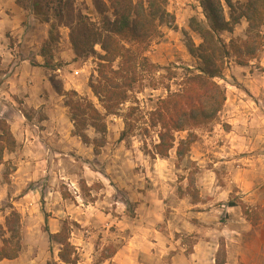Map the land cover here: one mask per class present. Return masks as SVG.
I'll use <instances>...</instances> for the list:
<instances>
[{
  "label": "rangeland",
  "instance_id": "obj_1",
  "mask_svg": "<svg viewBox=\"0 0 264 264\" xmlns=\"http://www.w3.org/2000/svg\"><path fill=\"white\" fill-rule=\"evenodd\" d=\"M77 2L93 9L92 0ZM21 9L22 19L8 9L0 12V118L9 122L18 142L14 152L5 154L7 162L0 163V224L12 206L20 212L18 264H65L60 245L49 236L65 221L79 254L77 264H117L113 252L120 248L136 254L137 262L161 264L168 258L161 253L175 240L191 251L195 239L171 230L169 221L176 218L170 196L164 198L165 193L191 197L190 174L201 197L197 214L204 217L197 264L210 257L216 263L264 264V52L247 66L232 58L217 78L226 102L215 122L194 130L197 161L191 151L179 161L175 149L164 159L152 158L146 148L158 135L149 127V113L158 99L181 87L190 69L197 72L200 61L189 52L188 36L201 43L190 24L194 17L205 20L201 0H168L175 21L164 25L162 36L144 51L158 67L146 74L118 114L107 117V142L96 154L72 134L65 99L52 78L98 103L89 87L98 59L76 58L68 27H60L56 37L51 21ZM247 26L243 19L221 37H245ZM96 50L102 53L99 46ZM126 115L130 131L121 139ZM187 136V131L177 134ZM145 197L163 201L146 205ZM230 201L238 205L231 207Z\"/></svg>",
  "mask_w": 264,
  "mask_h": 264
},
{
  "label": "trees",
  "instance_id": "obj_2",
  "mask_svg": "<svg viewBox=\"0 0 264 264\" xmlns=\"http://www.w3.org/2000/svg\"><path fill=\"white\" fill-rule=\"evenodd\" d=\"M92 1L93 9L85 3L83 7L79 6L77 0H16L40 21H51L56 37L60 36V27H68L76 58L95 55L98 59L96 74L93 73L89 80L98 103L74 89H64L52 78L55 91L65 99L74 126L72 134L84 144L93 146L98 154L107 142V117L118 114L132 93L143 86L146 74L158 67L148 60L144 51L154 39L162 36L161 28L172 25L175 19L168 11V0ZM201 6L205 20L194 17L190 27L202 41L196 45L188 36L189 52L200 65L197 72L190 69L183 77L181 87L158 99L150 111L149 127L157 129L158 135L152 148H146L152 158L169 157L175 149L178 160H183L196 141L194 130L215 122L224 108L226 89L217 78L223 75L229 61L234 58L237 64L247 66L264 52V0H201ZM243 19L248 23L245 37H232L229 41L221 37L222 32L233 33ZM51 37L54 38V34ZM96 46L102 53L97 52ZM125 121L127 127L121 139L130 131L128 115ZM90 130L95 132V137L90 135ZM184 131L188 136L179 139L177 134ZM17 146L9 122L0 118V163L5 164V154L14 152ZM191 175L187 192L193 203H199L201 197ZM241 204L243 213L250 217L249 207ZM228 205L238 204L230 201ZM70 233V226L65 221L60 231L49 236L60 245V260L77 264L79 254L70 241ZM22 249L21 214L12 206L5 223L0 224V262L17 259ZM115 253L116 250L113 255Z\"/></svg>",
  "mask_w": 264,
  "mask_h": 264
},
{
  "label": "crops",
  "instance_id": "obj_3",
  "mask_svg": "<svg viewBox=\"0 0 264 264\" xmlns=\"http://www.w3.org/2000/svg\"><path fill=\"white\" fill-rule=\"evenodd\" d=\"M10 10L15 13V18L22 19L25 16L22 12L21 7L17 4L16 0H0V12L5 10ZM174 150V149H173ZM176 152V151H175ZM191 159L197 161V142L192 147L191 150ZM159 160L164 159L158 157ZM159 192H164V186L162 185L159 189ZM165 197L170 196V203H172L173 213L175 214V219L169 221V227L174 232L183 233V235L192 236L195 239V242L192 246V250L188 251L185 248V243L178 242L177 240L174 243H171L170 246L166 245L165 251L161 253V257L168 256L167 260H164L161 264H197V233L201 232L203 227L204 217L202 215L197 214V203H193L192 198L189 196H177L172 193L167 195L165 193ZM175 196V198H174ZM145 204L147 205L151 202V206L159 202L161 199L158 197L149 198L145 197ZM163 201V199L161 200ZM198 220V222H197ZM162 240L161 237L158 238ZM181 245V247H180ZM20 260V256L14 260L4 259L0 262V264H4L5 262H13V264H18ZM113 260L117 264H149V263H141L137 262V255L133 254L131 251L128 252L126 249H119L114 254ZM66 264V263H65ZM79 264H88L86 262H82ZM202 264H217L216 259L210 257L209 261H206ZM222 264H235L230 261L223 262Z\"/></svg>",
  "mask_w": 264,
  "mask_h": 264
}]
</instances>
